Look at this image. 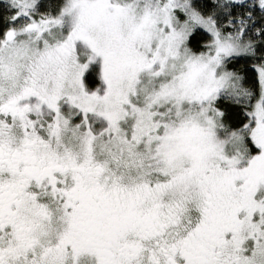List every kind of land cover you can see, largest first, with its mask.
I'll return each instance as SVG.
<instances>
[{"label": "snow or ice", "instance_id": "1", "mask_svg": "<svg viewBox=\"0 0 264 264\" xmlns=\"http://www.w3.org/2000/svg\"><path fill=\"white\" fill-rule=\"evenodd\" d=\"M0 264H264V0H0Z\"/></svg>", "mask_w": 264, "mask_h": 264}, {"label": "trees", "instance_id": "2", "mask_svg": "<svg viewBox=\"0 0 264 264\" xmlns=\"http://www.w3.org/2000/svg\"><path fill=\"white\" fill-rule=\"evenodd\" d=\"M249 75H252L251 73Z\"/></svg>", "mask_w": 264, "mask_h": 264}]
</instances>
